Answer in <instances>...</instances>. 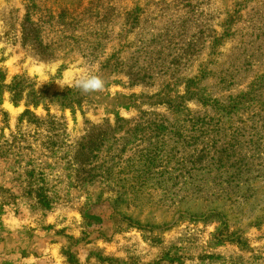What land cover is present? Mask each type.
I'll return each instance as SVG.
<instances>
[{
  "label": "rangeland",
  "instance_id": "1",
  "mask_svg": "<svg viewBox=\"0 0 264 264\" xmlns=\"http://www.w3.org/2000/svg\"><path fill=\"white\" fill-rule=\"evenodd\" d=\"M0 264H264V0H0Z\"/></svg>",
  "mask_w": 264,
  "mask_h": 264
},
{
  "label": "clouds",
  "instance_id": "2",
  "mask_svg": "<svg viewBox=\"0 0 264 264\" xmlns=\"http://www.w3.org/2000/svg\"><path fill=\"white\" fill-rule=\"evenodd\" d=\"M75 86L80 88L83 92H95L102 90L105 82L102 77L94 73H87L75 81Z\"/></svg>",
  "mask_w": 264,
  "mask_h": 264
},
{
  "label": "crops",
  "instance_id": "3",
  "mask_svg": "<svg viewBox=\"0 0 264 264\" xmlns=\"http://www.w3.org/2000/svg\"><path fill=\"white\" fill-rule=\"evenodd\" d=\"M13 220V219H12ZM12 220H9V222H12Z\"/></svg>",
  "mask_w": 264,
  "mask_h": 264
}]
</instances>
